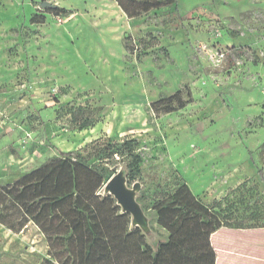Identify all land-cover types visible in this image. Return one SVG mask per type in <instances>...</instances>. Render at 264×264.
<instances>
[{"label":"rangeland","instance_id":"1","mask_svg":"<svg viewBox=\"0 0 264 264\" xmlns=\"http://www.w3.org/2000/svg\"><path fill=\"white\" fill-rule=\"evenodd\" d=\"M176 5L129 19L115 0H0V185L59 151L93 163L97 144L136 140L140 176L111 169L139 184L153 248L166 235L150 208L183 184L264 237V0ZM178 92L184 109L152 110ZM48 252L34 224L0 225V264H43Z\"/></svg>","mask_w":264,"mask_h":264},{"label":"trees","instance_id":"2","mask_svg":"<svg viewBox=\"0 0 264 264\" xmlns=\"http://www.w3.org/2000/svg\"><path fill=\"white\" fill-rule=\"evenodd\" d=\"M115 2L129 19L177 6V0ZM186 105L178 92L151 108L157 114H170ZM82 113L77 111L73 117L78 119ZM95 122L89 117L81 129ZM137 149L136 140L97 144L93 163L78 151H59V158L11 184L0 185V225L18 234L34 224L49 247V259L43 264H216L212 236L224 227L247 226L203 204L186 184L160 194L150 208L156 226L166 235L156 248L143 229L133 225L132 215L103 192L117 163L127 164L128 183L140 176L142 157Z\"/></svg>","mask_w":264,"mask_h":264},{"label":"crops","instance_id":"3","mask_svg":"<svg viewBox=\"0 0 264 264\" xmlns=\"http://www.w3.org/2000/svg\"><path fill=\"white\" fill-rule=\"evenodd\" d=\"M260 229L224 227L215 233L212 246L216 264H264V237Z\"/></svg>","mask_w":264,"mask_h":264},{"label":"water","instance_id":"4","mask_svg":"<svg viewBox=\"0 0 264 264\" xmlns=\"http://www.w3.org/2000/svg\"><path fill=\"white\" fill-rule=\"evenodd\" d=\"M42 8L56 9L58 6L49 2H44ZM139 189V184L133 185V190ZM133 190L128 188L126 178L122 173L115 174L105 186V193L112 195L122 207V209L130 213L133 217V225L140 228L146 226V219L143 211L135 199Z\"/></svg>","mask_w":264,"mask_h":264}]
</instances>
